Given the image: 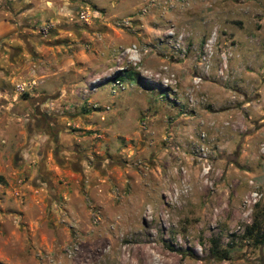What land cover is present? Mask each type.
I'll list each match as a JSON object with an SVG mask.
<instances>
[{
	"label": "rangeland",
	"instance_id": "1",
	"mask_svg": "<svg viewBox=\"0 0 264 264\" xmlns=\"http://www.w3.org/2000/svg\"><path fill=\"white\" fill-rule=\"evenodd\" d=\"M13 18L0 264H264V0H0Z\"/></svg>",
	"mask_w": 264,
	"mask_h": 264
},
{
	"label": "crops",
	"instance_id": "2",
	"mask_svg": "<svg viewBox=\"0 0 264 264\" xmlns=\"http://www.w3.org/2000/svg\"><path fill=\"white\" fill-rule=\"evenodd\" d=\"M24 2H29V1H23L22 8L20 9V11L17 12L18 13L17 16H19V17L28 16V17H30L28 21H33V20L42 21V20L45 19L44 17L49 15L48 10L44 9L43 6H38V5L31 4V5H26L25 7H23L24 6L23 4H26ZM72 7L75 9L76 5H73ZM13 20H14V18H13ZM22 24H23L22 21H18V20H14L13 23H10V24H8L7 22L3 21L0 24V35H2V38L4 37L3 39H5V38L6 39L7 38L10 39L12 36L9 35L8 37H6V35L8 33H11V34L15 33V31H17L19 26H22ZM8 26H9V28H8ZM23 38H25L24 35H19V36L17 35L16 37L13 36V39H11L10 41H6L8 44L13 46V48H12L13 55H15L18 52L19 45L21 44L20 42H24L25 45H28V44L32 45L33 44V43H31L29 41L28 38L27 39L25 38L27 41L23 40ZM3 42H5V41L3 40L1 43H3ZM28 47H30L29 50L32 48L30 45H28ZM5 71H6V66L5 65H1L0 72H2L3 75H0V93H2L1 94L2 98L9 97V100H7V99H5V100H7V101L12 103L13 102L12 98H15L14 97L15 95L13 96L10 93H7V89H8V87L10 89L12 88L11 87L12 81H15V79H14V76H10V75H8V76L6 75L5 76V73H6ZM15 85H19V83H16ZM34 104H31L33 106V108L35 106ZM12 107L13 106H11V108ZM6 108H8V106L5 107V109ZM35 111H36L35 114L32 115V117L30 119H27V121H26L27 123L26 124L29 125V126H32L34 128H36V127H40L41 128L40 132H39V130L35 129L36 137L38 138L40 136V134H42V133H44V134L49 133V135H51V136L52 135H56L55 133H50L49 132V130H53L52 127H51V125L53 124L52 121H50V123H47L45 125H43V124H41V125L40 124H36L35 125L34 124L35 123L34 121H36L39 118V115L43 113L41 111L39 112V110H35ZM22 115L26 116L27 112H25V114H22ZM6 122L7 123L11 122V120L10 119L6 120ZM42 129H44V131H42ZM0 130H2L1 127H0ZM32 137H34V135ZM34 139H36V138H34ZM52 139L54 140L55 138H52ZM44 151L45 150L43 149V147L39 146L36 152L39 155V157L43 158L44 157ZM4 163H5V161H0V165H1L0 168H3ZM47 165H48L47 161L41 163L39 165L40 166L39 170L44 171L47 168Z\"/></svg>",
	"mask_w": 264,
	"mask_h": 264
},
{
	"label": "trees",
	"instance_id": "3",
	"mask_svg": "<svg viewBox=\"0 0 264 264\" xmlns=\"http://www.w3.org/2000/svg\"><path fill=\"white\" fill-rule=\"evenodd\" d=\"M132 73L129 71L125 74V76L121 75V74H116L115 75V79L118 80H123L124 77L125 78H132ZM264 215V212L262 213ZM262 219V218H261ZM264 220V217L263 219ZM245 235L251 239V242H253L254 244H261L264 242V227L260 226L259 221H256V219H254L248 226L247 228H245L244 231ZM215 255H219L222 257H226L227 256V252L226 249H222L220 251H216V249L214 250ZM220 252V253H219Z\"/></svg>",
	"mask_w": 264,
	"mask_h": 264
},
{
	"label": "built area",
	"instance_id": "4",
	"mask_svg": "<svg viewBox=\"0 0 264 264\" xmlns=\"http://www.w3.org/2000/svg\"><path fill=\"white\" fill-rule=\"evenodd\" d=\"M89 6L87 4L79 5L75 7L74 15L77 19L83 20V21H89L92 18H95L97 15V12L95 10L89 11ZM46 27L42 28V33H46ZM118 80H116L117 82Z\"/></svg>",
	"mask_w": 264,
	"mask_h": 264
},
{
	"label": "flooded vegetation",
	"instance_id": "5",
	"mask_svg": "<svg viewBox=\"0 0 264 264\" xmlns=\"http://www.w3.org/2000/svg\"><path fill=\"white\" fill-rule=\"evenodd\" d=\"M50 118H48L46 115H45V113H42V114H40L39 115V118L36 120V121H34L35 123V125L36 124H43V125H45V124H47V123H50ZM42 131H44V129H42ZM54 138V137H53ZM75 152V151H74ZM81 157H84V159H86V156L85 155H82ZM87 160V159H86Z\"/></svg>",
	"mask_w": 264,
	"mask_h": 264
},
{
	"label": "water",
	"instance_id": "6",
	"mask_svg": "<svg viewBox=\"0 0 264 264\" xmlns=\"http://www.w3.org/2000/svg\"><path fill=\"white\" fill-rule=\"evenodd\" d=\"M46 98H47V97H46ZM46 98H45V99H46Z\"/></svg>",
	"mask_w": 264,
	"mask_h": 264
}]
</instances>
